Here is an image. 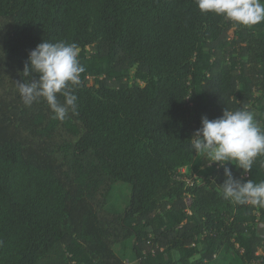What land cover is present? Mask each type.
Returning <instances> with one entry per match:
<instances>
[{
	"label": "trees",
	"instance_id": "1",
	"mask_svg": "<svg viewBox=\"0 0 264 264\" xmlns=\"http://www.w3.org/2000/svg\"><path fill=\"white\" fill-rule=\"evenodd\" d=\"M43 40L75 43L85 67L63 122L15 83ZM0 80L19 114L18 135L0 140V264H111L128 240L136 264H264V208L221 187L224 167L264 181V155L250 172H179L202 116L244 109L264 129V22L234 25L195 0H0ZM116 182L129 200L109 213Z\"/></svg>",
	"mask_w": 264,
	"mask_h": 264
},
{
	"label": "clouds",
	"instance_id": "2",
	"mask_svg": "<svg viewBox=\"0 0 264 264\" xmlns=\"http://www.w3.org/2000/svg\"><path fill=\"white\" fill-rule=\"evenodd\" d=\"M202 13L211 12L240 26H254L264 22V0H195ZM75 43L42 41L28 53L23 76L16 81L22 102L31 106L42 98L53 112V119L65 120L71 110L77 114L76 88L81 84L85 67L79 60ZM35 74V76H33ZM62 96L63 103L58 100ZM193 152L202 154L209 163L224 166L234 164L243 172H250L258 156L264 155V129L255 121L251 111L223 110L220 117L209 120L201 117L200 127L189 139ZM221 184L223 198L237 205L264 208V181H244L224 167Z\"/></svg>",
	"mask_w": 264,
	"mask_h": 264
},
{
	"label": "rangeland",
	"instance_id": "3",
	"mask_svg": "<svg viewBox=\"0 0 264 264\" xmlns=\"http://www.w3.org/2000/svg\"><path fill=\"white\" fill-rule=\"evenodd\" d=\"M15 95L4 90V85L0 80V140L9 139L12 135H18L16 123L19 121L18 113L15 111ZM206 161L202 154H197L194 163L179 172L187 178V181L192 182L196 179V166L202 165ZM130 195V186L125 182H116L110 195L107 198L104 209L109 213L120 212L127 204ZM187 204L190 201L187 199ZM103 209V210H104ZM257 234L263 236L264 225L256 226ZM113 261L111 264H136V259L131 249V240L121 242L111 249ZM260 254V252H259ZM199 258L196 255L193 259ZM238 259L230 254H218L216 258L208 264H238ZM257 264H262L261 262Z\"/></svg>",
	"mask_w": 264,
	"mask_h": 264
}]
</instances>
